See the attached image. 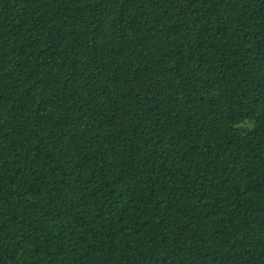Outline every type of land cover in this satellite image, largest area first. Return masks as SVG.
<instances>
[{
	"label": "trees",
	"instance_id": "16d2710c",
	"mask_svg": "<svg viewBox=\"0 0 264 264\" xmlns=\"http://www.w3.org/2000/svg\"><path fill=\"white\" fill-rule=\"evenodd\" d=\"M0 264H264V0H0Z\"/></svg>",
	"mask_w": 264,
	"mask_h": 264
}]
</instances>
